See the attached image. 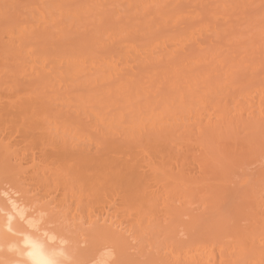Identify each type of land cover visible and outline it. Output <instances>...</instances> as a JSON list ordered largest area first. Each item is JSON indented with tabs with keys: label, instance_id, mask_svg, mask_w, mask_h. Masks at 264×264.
<instances>
[{
	"label": "bare ground",
	"instance_id": "obj_1",
	"mask_svg": "<svg viewBox=\"0 0 264 264\" xmlns=\"http://www.w3.org/2000/svg\"><path fill=\"white\" fill-rule=\"evenodd\" d=\"M0 1H2V5L5 3L6 5L8 4V8L11 7L12 11L13 4L15 5V7L18 6V8L20 7L18 2L22 4L21 9H19V11L21 12H19L18 9L14 7V9H17L16 11L18 13H21L20 19L18 18L19 20H17L16 18L18 17V14H15V11L14 13L12 12L13 14L8 13V15V11L6 9V16L4 14V10L2 12V7L0 5V16H4V20L0 21V51H2L1 54L3 57L4 54H10V57H7V59L0 58V66L2 67V65L4 64V68L6 66L8 68H11H7V70L6 68L5 70L3 68L2 69L4 70V73L5 71H8L10 72L8 73L9 75H15L16 77L18 76L17 78L13 76V78H15V80L13 79V81L17 83L18 81H20V76L21 78L25 77L27 81H30L29 84H26L28 88L25 91H23V89L25 88L22 89L23 93L18 90L19 85L15 84V82L13 86L11 85L12 83L10 84L12 87L18 85L14 87L15 90L13 91L12 87L8 85L11 90V95L12 92H15L16 94L17 91H19V93L23 96L18 93L21 98L17 99L20 96L13 95L14 97L17 96L15 99L16 103L12 99V96L11 99H4L3 101H5L4 103L6 104V100H10V102L7 101L6 104L8 108L12 102H14L15 105L19 104V108L16 109L15 107H13L15 105H13L12 103L13 106L11 105V108H15L13 110L21 111L19 113L23 112L22 115L20 114L23 119L21 123L24 122L23 125L25 123L28 124V122H25L26 120L24 121V119H26L25 116L27 115V111L28 116L30 117V114L35 112V115L37 114V110L42 109V112H38L42 114L44 113L45 115L43 114V118H45H40V120H44L46 124L50 125H48V129H50L48 131H51V134H54L53 137L55 139H58L57 141L50 140L53 139V137L52 135L47 137L48 132H46L47 136L44 135L46 137V140L45 138H43V143L47 141L46 144H49V146L50 143L52 144L51 146H53L54 144L57 145L59 143L60 145H63L65 143L64 145L66 146V143H69L72 144L71 147H77L78 145L79 148L84 149L88 146L90 147L91 143L93 144V140H97L96 136V139H94V137L92 138L94 134V132L92 131L94 130H96L97 132V134L95 132L94 135H98L99 133L103 137H105V134L107 133L115 132L119 135L121 133V137L123 134V136L126 138L120 140V138L117 137L119 138V141H128L127 138H138V136L141 134V131L145 129H154V132L159 129V131L161 132L165 129V134H163L162 132L161 134L153 135L152 138L154 139L165 137V140L162 143L163 146L172 144L173 146H176V148H179H177L178 151H181L183 149L185 155H187V153L189 152V149L192 147L191 145L196 146L197 153L195 152V154H192L189 160L192 162L190 165L197 166L198 171H195L196 168H192V170H194L193 172H199L195 175L194 173H192V175L190 174L191 176H189V174L186 175L191 179L185 177L184 175H181L180 172L177 171L178 168L179 170L181 169L178 157V163L175 160L178 166L176 167V171L179 172V175L181 176H179L177 173L175 177H172V172L167 169L165 164L163 163H160L159 165H152V167H150V171L152 170L153 174H151L154 179L156 178L157 181L159 180L163 183V185L161 183L162 188L161 186L160 189L155 188V191L153 190L154 192H152V189L149 190L151 192L145 190V192L151 194L148 195L146 193L144 194V190H142L145 188L141 189L136 185L137 188H139L137 189L139 192L143 191V193L141 192V195L143 194V196H146L147 198L143 197V200H140L138 198L140 200V203H138V205H136L135 203V207H131V205L129 206V204L125 202L118 203L116 207L114 206V211H112V208L110 209L112 211L111 213L109 212L110 210H108V208L104 207V203H99V195L101 194L99 193L97 186H91L97 185V183L91 185L89 184L88 186H90L91 190L95 189V192L98 191L99 194L96 193V195L99 198V201L97 200V197L96 201L95 198L92 197H95V192H92V195V193H89L90 191L87 192L88 190H84V192L86 193L82 195V187H79V189L75 188L76 190H73L72 193L68 192L70 195L69 198L72 197L74 199V197L77 196V201L75 202V204H81L83 202V199H86L88 197V193L90 196L92 195L91 197L93 199H91V197H88V200H86L84 204H89L90 202L92 204L90 203L91 205H86L82 209H80L79 206L74 205V207L76 208H74L75 210L72 209L71 211H67V208H65L66 205L64 204L65 206L63 207L65 208L64 210H66L65 213L63 212L64 210H61L62 208H59L66 200V197H64L65 195H63V199H60L61 201H59V205H53L54 207L49 206V202L39 203L38 200H34L35 202H37V205L34 204V208L33 205L30 204L32 205L31 208L34 209L31 212L27 207H24L25 209H23L25 203H23V205H20L22 201L18 203L20 201V196L18 197L12 195L21 190L20 188H18V191L14 189V192L12 191V193L10 194V189L8 190V193L4 191L5 198L3 197V200L5 201L7 207H3L4 205H2L0 202V264H42L43 261L47 260L55 261V264H65L63 258H68L66 257V250L72 248L70 249L71 251L73 250V248H75V242L73 241L74 237L71 238V244L74 247H69V244H67V246L69 245L68 249L67 247L66 249L64 247L67 240L65 235L69 232L68 228L70 227L73 228L71 231L72 234L74 233V235L79 237V239L80 237L82 238L80 239V241L86 240L85 243L90 244L89 246L86 245L89 247V252L88 250L87 252L83 251V255H80L82 252H78L81 247L77 246L79 247L77 252H75V249L73 250L75 254H79L78 256H84V253L86 254V257L84 256L82 260L80 259L81 257H77L78 261H81L80 263H82L83 261V263L85 264H264V223L260 222L261 218L260 220L257 219L255 223L253 222V220L256 219L251 218L255 214L249 215L250 219L248 217H245L246 219L248 218L249 221L251 220V222L254 223L252 224L249 222L253 227L251 228V225L249 226L251 230L248 229L249 233L247 234L246 230V233L243 229L242 231H240L241 226H239V224H243L244 221L242 220L243 223H241L242 221H240V223L238 222L239 224L237 226H239L240 228L236 229L235 224H237L236 222L239 220L231 217H234L233 214L235 213L237 214L235 215V217H238L239 219V212H241L242 214H246L245 212H243L244 210H246V208L244 207L245 209L243 210L242 205H253L254 200H246V198L256 199V192L259 188L260 191L258 193L263 197L259 196L258 198H264V174H255L250 176L249 172H246L248 171L246 169L249 168L250 162L256 163V159H258V156L260 155L262 159L264 158V156L262 157V155L264 154V45L262 44L264 42V0ZM7 6L5 7L7 8ZM12 15H14V18L11 19V17H13ZM9 17L10 20H8ZM74 26L77 31H81L77 32L81 35L79 34L78 36V34H72L74 33V30L71 31V28L74 29ZM67 31H71V37L70 35H68L69 33ZM49 33H52L53 37L50 34L51 38L50 40H47ZM64 35L66 36V38ZM74 36L75 39H72L74 38ZM46 43L50 46V50H48ZM260 47L263 48V51H261L262 49ZM253 48L254 50L257 48L258 53H256ZM3 51L8 53H4ZM256 54H260V56H257ZM178 58H181V60H179ZM189 58L192 59L190 60ZM175 60L177 61L175 62ZM184 60L186 61V63ZM172 61L175 62L177 66H179V63L181 66L184 61V63L189 65V67L191 68H188L187 70V67H185V65L184 68H186V70H183V74L180 73L182 72L183 68H181V70H178L177 68H175L177 67L175 63H172L174 67H167L162 63H170ZM136 62L145 63L146 65L150 63L152 65V62H158L154 64L155 68H158L156 64L160 65V63H162L161 67L163 68L164 66L163 69L160 67L159 69H155L152 65V67L154 68L152 72L155 77L164 78V80H162V78H156V80H158L157 82H159V80L161 82H165L166 80V82L164 84L159 82L161 83V85L159 83L157 85L156 83V86L155 83L144 77V75L147 74V70L143 68L142 64H140L139 66V64ZM132 63H136V65L140 67V69L142 66V69L140 70L142 76L138 75L139 77H144L145 82H142L144 80L140 79L142 86L137 84L134 80L135 71H133L134 74L132 73V71L131 73H129L127 68L124 71V68L126 67L125 65L131 67ZM119 64H124V68L122 67V72L119 70L121 68ZM191 65H193V67ZM195 66L196 68H194ZM166 68L168 69L165 70ZM137 69L139 71V68ZM170 69L174 71L177 70V73L172 71V74H170ZM3 70L1 74L3 73ZM162 70H165L164 73L161 72ZM119 71L123 74L120 75ZM84 73H86V77L84 76ZM158 73H162V76ZM8 74L6 73L5 75L7 76ZM87 74H90V76H87ZM113 74L118 75L116 76ZM127 74H132L133 80L131 79L130 75L129 78ZM80 75L82 78H79ZM112 75L116 76L117 80L121 79V81L129 84L128 87H126L127 85H124L125 83L122 82H120V84H122L123 86H120L114 79L110 78L112 77ZM173 76H175V79L173 78ZM126 78L131 79L133 83L131 80L130 82ZM3 79H0V81H3ZM16 79H18V81H16ZM105 79L111 80H108L110 82L107 83L108 81L106 82ZM167 79H169V81ZM26 80L25 82H27ZM176 80L180 81L177 82ZM147 81H149V86L143 85V83L146 84ZM97 82H99V85L97 84ZM113 82L116 83L117 86ZM94 83H96L97 86L94 85ZM102 83L103 86H105V89H103L101 85ZM105 83L107 87L106 85H104ZM133 84L134 86H132ZM100 85L102 87V90H100ZM135 85L137 88H139L137 90V93L140 91L139 94L136 93L135 89L137 88H134ZM151 85L152 87H154L151 90H154L155 87L158 88L159 85L161 86L162 90H160L161 88L159 87L158 90L155 89V91H153L152 93L147 92L146 89L148 90V87L152 88ZM124 86L127 88V94L124 93L126 92V88L124 89ZM166 86H168V88ZM3 87H5V85L2 86L1 89ZM9 87L6 86L5 88L9 89ZM19 87L21 88V86ZM75 87H82L88 90H86L85 94H82V92H73ZM120 87H123L122 89L124 91L122 90V93L120 92ZM165 87L166 89H164ZM41 88L44 89L43 92L46 91L47 93H40H43L47 96L50 95L48 97L49 99L47 98L45 99V101L46 103L48 102L49 105H53L54 109H56L53 113L51 112L53 110L51 106L50 107L52 109L49 108L51 109V113H49L48 104L47 107L45 103L42 104L43 98L38 95ZM112 88L117 89V91H114ZM141 89L143 90V96H141L140 98V94L142 95ZM108 90H113V92L111 91V93H108V95L110 94V98L112 97L111 100L116 97L119 98V100L116 98L115 100H113L114 102H112L109 96H106V91ZM118 91L120 92V94L119 96L115 97V95L119 93ZM28 92H30L31 94H29ZM10 93L8 92L9 95ZM24 93L29 95L25 96ZM144 93H149V98L148 95L145 96L148 99L152 98V100L148 101L147 99H145L146 97L144 98ZM32 94L35 95V98ZM122 94L126 95L124 96L125 100L123 99L124 102L127 101V104L125 103V107L120 106V104H117L116 101L122 100L123 96L120 98V95ZM128 94L131 95L129 96ZM134 94H137V98L139 99V101L141 99L139 103L136 102L137 104H135V101H133V99H136V101H138L136 95ZM131 96L132 100L129 99L131 98ZM2 97L3 96H1V98ZM39 97L42 99L41 102V99ZM125 97H129L128 100H126L127 98ZM31 98L34 99V101L31 100ZM22 99L28 100L24 101L25 103H23ZM129 100L133 101L135 105L130 106ZM124 102H122L123 106ZM4 103L2 104L1 102L2 105H0V107L4 106L2 110L5 111ZM11 108L9 109L11 110ZM203 111L205 114H203ZM40 113L39 115L37 114L38 116H36V120H38L39 117H42ZM2 116L3 115H0L1 122L3 121V119H1ZM8 118L9 117H7L6 119L8 120ZM79 119H81L80 122L82 121V119H84V122L80 123ZM32 120L34 121V118ZM9 121H3L5 122V124H7L8 122L7 126L5 125L6 128L4 125H2L7 130L9 125L10 130L11 125L12 127L14 125V123L11 124ZM3 122L1 124H4ZM21 123H19L18 125H20ZM41 123L42 122L40 121V123L38 122L37 125ZM82 123L83 125L85 123V125L89 124L88 126L90 127L86 128L84 125V128H82ZM26 124L24 125L25 127L22 124V126L20 127L15 124L14 127H18V129L22 127L21 129L27 128L29 130L31 126H36L35 123H31L32 125L28 124L31 125L28 127ZM41 125H39V127H42L41 130L45 131L44 126L47 127V125ZM14 127L12 131L17 129ZM39 127L36 126L35 128H38V130H40ZM89 128L91 129V133H89ZM18 129L16 130L17 132ZM2 130L4 131V129ZM2 130L0 132L3 135ZM10 130L9 136L10 132H12ZM142 132L144 133V131ZM135 133H137V136H135ZM1 134L0 136H2ZM25 134L26 133L24 132L23 135L27 136V134ZM29 136H27V138ZM41 137H43L42 131ZM1 138L0 148L2 149L1 152L3 151L2 154H7L8 156L11 155L12 157V154H14L16 150L12 149L13 146L8 140L5 141L3 138ZM105 138L103 140L104 142L107 140V138ZM10 139L11 136L9 140ZM101 139H98L100 141V143H98L99 148L97 146L95 147V150L97 148H103L100 147L102 145L104 146V148L107 147V149L103 148V150L101 149V152L105 153L106 151L111 150L112 147H110L111 149H109L108 146H106L109 141H106L105 143L107 144L104 145L105 143L101 141ZM98 140L96 142H98ZM124 141L122 144L123 146L126 145ZM131 141L129 140L130 143H132ZM129 142L126 143L130 144ZM110 144L111 142L109 143V146ZM134 144L135 143L132 144L133 146L131 144L128 145V148L130 149L134 146L140 147L141 145L137 142V145ZM120 145L121 143L118 145V147ZM93 146L95 145H92L91 148ZM112 146H114V144H112ZM123 146H120V148L122 149ZM76 149L78 150V147ZM87 150L88 148L86 149V151ZM79 151H81V149ZM79 151L78 154L82 155L81 152L85 150H82L81 152ZM91 151L94 153L93 149H91ZM28 152L30 153V151ZM28 152L27 156L29 155ZM95 152L98 153V150H96ZM101 152L100 154H102ZM177 153L172 154L175 156ZM86 154L88 155V152ZM172 154L171 157L173 156ZM1 156L2 155H0V158H2ZM8 156L7 159H9ZM18 159L21 160V158ZM262 159L259 158L260 161ZM171 161L173 162V160ZM263 161L264 160H262L261 162ZM130 163L132 164V162ZM258 163L260 164L259 161ZM126 164H128V162ZM69 166L67 165V167ZM113 166L115 169L116 165ZM134 166L138 167L139 165L135 164ZM20 167L21 165L19 166V168ZM2 168H4V165L2 166ZM22 168L23 167H21V169ZM39 169L40 168H38V170ZM120 169H122V167ZM101 170L99 171L101 172ZM257 170L262 172L261 168ZM2 171H6V169H2ZM51 171L48 172L45 170L46 177L43 176L45 174L44 170L41 171L43 172V174L38 173L37 176L41 175L43 176V178H47L52 175L53 172ZM99 171L97 172L98 174ZM116 171L120 172L121 170L119 171L118 169ZM7 172L8 171H6V173ZM33 172L35 173V171ZM47 172H51V174L49 175ZM96 172H92L94 173L92 175L96 176ZM132 172L134 173L133 170ZM105 173L107 174L106 171ZM109 173L111 172H108V177ZM58 174H56L55 172V174L52 175L53 177L51 178V180L54 179V181L57 180L58 182V179L56 177L54 178V175ZM66 174H69L68 181L71 182L72 180H70V174L73 173L67 172ZM6 175L7 174L1 177L5 178ZM7 176V178L11 177H9V175ZM32 176H30V179L31 177L33 179L36 178V174ZM252 176L256 177L252 178ZM101 177L103 178V176H100L99 178ZM7 178H5V180ZM11 178H13V176ZM106 178L107 177L100 179L99 182L96 178L98 186H102L103 183L101 182V180H108ZM1 179L3 180V178H0V181ZM48 179H44L45 183L48 182ZM5 180L2 182H5ZM14 180L15 179H13V181ZM85 180L87 181L89 179ZM90 180H92V178ZM109 180L110 183H108L107 181V185L111 186L113 184V188H115V186L118 189H121V187L123 188L122 185L120 187V184H115L116 182L114 181V183L111 184V180L114 179L109 178ZM10 181L12 182V180ZM193 181L194 184L195 182H199L197 184H199L201 187L207 185L209 187V185L211 184L214 187L206 190H204L205 188L202 187L204 191L201 192L199 190V186L197 190H199L200 194L203 195L201 197L203 201L202 206L200 200L198 199V192H196L198 194L196 198L198 199L201 208H203L200 210L202 216L198 217L200 213L197 214L191 208L195 216L193 217V213L189 215V213H191L192 211H185L189 215L187 217L186 213H184L185 217H187L185 218L184 215L180 214L181 209H184V207L189 208L190 205H195V201V203H197V199H194V195H196V193H191V191L195 192V186H197V184H195V186L191 184V182ZM11 182L8 181V184ZM16 182L13 183V186ZM63 182L64 181H62L61 183ZM167 182H169L170 184H168ZM58 183L60 184V182ZM72 183H74V181ZM231 183L234 186L226 188L227 184ZM234 183H239V185H241L240 190H238L240 186H237L238 184L235 185ZM68 184L69 183H67V185ZM79 184H77V187L81 186ZM16 185L17 184H15L14 187H16ZM190 185L193 186L192 190ZM0 186L2 185L0 184ZM104 186L102 188H106ZM235 186L238 187L236 190ZM242 186L244 187L242 188ZM26 188H28V185H26ZM86 188L88 187L86 186L85 189ZM108 188L111 189L110 187ZM125 188H128V186H126ZM3 189L5 190L4 187ZM70 189L73 188L71 187ZM120 189H111L113 190L111 191L113 192L112 196L114 194L117 195V193H120V191H124V188L122 190ZM65 190L66 192L68 191L67 189H64V191ZM237 190L241 191V193H237V195L239 194L238 197H240L241 199L243 198V200L245 198V201L247 203H244V201L240 206L238 205L240 203L239 202L237 205H235L236 207H234L233 202L235 204V201H233L232 199L235 198V191ZM102 191L104 195V191L106 190L103 189ZM114 191H116L117 193H114ZM125 191L123 192V194L125 193ZM218 191H223V193L220 192L221 194L219 196L217 193ZM109 192L107 191V193L111 197ZM132 192L133 191L131 190V195ZM0 193H2L3 195V191H0ZM128 193L129 192L125 193V195L129 197L130 194L127 195ZM210 193L213 199H208L207 194L210 195ZM85 194L87 196L83 198ZM137 194L140 197V194L138 192ZM137 194L136 196L138 197ZM104 196L102 198H104ZM109 196L108 199L111 200L112 197L109 198ZM137 197L135 198L137 199ZM106 198L107 196L105 197V199H103L104 201L102 200L101 202H105ZM90 199L92 201H90ZM114 199L111 200V203L114 202ZM123 199L125 201V197H123ZM236 199L238 198L236 197ZM241 199L240 201H242ZM21 200L26 199L22 198ZM188 200H193V203L192 201L189 202ZM229 200L232 201V208H230L231 206H228L227 208H229L230 210H228V213H226V210L224 209L226 208V202H228ZM93 201L95 204L97 201L98 202L95 205L93 204ZM106 201L108 202L109 200ZM127 201H129V203L132 202L130 200ZM174 201H177V204H175ZM250 201H252L253 203H250ZM72 202L70 201L69 203ZM107 202H105V206L108 205L109 202ZM119 202H121V200ZM259 202L261 201L259 200ZM111 203L109 204V207ZM185 203L188 205L185 206ZM231 203L228 204L231 205ZM257 205L255 208H257ZM26 209L28 210V212L30 211V213H26ZM198 209L197 212H199ZM231 209L239 212H234V210ZM258 209L255 211H258ZM262 209L263 208H261V210ZM35 211L39 213V215H37L39 216V219L33 218V220L31 214H35ZM46 211L47 213H50V219L53 218L52 220H54V222L51 220V223H54L56 225V223L58 222V225L54 228H59L60 225V227H63L62 229H58V231L54 229L56 232L52 230L47 231L49 226H45L49 224L48 222H50L49 217V221L46 220V225H42L43 221L46 219L44 217L45 215L42 216L45 218L43 221L42 219H40L42 218L40 216ZM229 213L233 214L229 216ZM248 213L246 215H248ZM242 214L240 218H244ZM262 214L264 215V213ZM257 216L254 217L257 218ZM9 217H11V220H9ZM231 219L235 220L233 225V227L235 228L233 230L231 229L233 228L231 226ZM15 220H18V222ZM38 220L42 221V223H40ZM19 221L22 223H20ZM246 222L248 223V220ZM51 223L49 224L50 226ZM245 226H247L246 223ZM135 227L140 229V234L138 235V233L134 231L135 234H133L134 236L130 239H132L134 243V241L139 236L138 239H140V242L143 244L139 243L141 245L138 247H140L139 250L141 255H145L143 261L142 259L139 261L138 258H134L137 261H129L130 259L125 252V247L129 248V244H127V242L123 240L128 239L131 236L132 230ZM9 228H11V231H9ZM37 231L40 232L41 235L37 233ZM84 233L88 236V240L87 237H84ZM180 233H183L185 237H181ZM67 236L68 238H70L69 234ZM54 244L58 246L54 247ZM107 249H110V253L104 252ZM131 249L133 248L131 247ZM73 252H71V254ZM127 252H129V249ZM74 253L73 255L69 256H72V258H74ZM87 253H91L89 256H92L94 254L95 257L92 256L90 259H88ZM112 254L116 257L113 258V260L111 259L112 262H108L107 260H110V255ZM84 258H87V262H85L86 260H84ZM76 260L77 259H75L74 261ZM68 261L67 263H69Z\"/></svg>",
	"mask_w": 264,
	"mask_h": 264
},
{
	"label": "rangeland",
	"instance_id": "obj_2",
	"mask_svg": "<svg viewBox=\"0 0 264 264\" xmlns=\"http://www.w3.org/2000/svg\"><path fill=\"white\" fill-rule=\"evenodd\" d=\"M3 3H4V1H3ZM15 3V2H14ZM19 3V5H20V7L18 8V6L17 7H15V5L13 6L12 4H10V5H12V7H13V11H12V8L10 7V8H8V4L6 5V3L5 4H3L2 5V1H0V5H1V9H2V12H3V10H4V14L7 16V14L8 13H11V14H13L14 13V11H15V14L17 13L18 14V17H16L17 18V20H19L20 19V15H21V13H18L16 10L18 9V11H19V9H21V3L20 2H18ZM17 3V4H18ZM5 6H7V8L5 7ZM14 7L15 8H17V9H14ZM6 9H7V14H6ZM10 9H11V11H10ZM10 11V12H9ZM13 12V13H12ZM19 12H21V11H19ZM3 14V15H4ZM10 14V15H11ZM9 15V14H8ZM13 17H11V19L12 18H14V15H12ZM7 18V17H6ZM19 18V19H18ZM1 20H4V16H0V21ZM7 20V19H6ZM8 20H10V17L8 18ZM15 21H16V19H15ZM74 29H72L71 28V31L72 30H74L73 32L74 33H72L73 35L74 34H78L77 32H79L80 30H76V28H75V26L73 27ZM71 31H67L69 34L68 35H70V37H71ZM67 32H66V35H67ZM76 32V33H75ZM81 32V31H80ZM50 34L52 35V33H49L48 34V38H47V40H50V38H51V36H50ZM80 34V33H79ZM79 34H78V36H79ZM83 34V33H82ZM72 35V36H73ZM81 35V34H80ZM65 36V35H64ZM77 36V35H76ZM52 37H53V35H52ZM65 38H66V36H65ZM78 38V37H77ZM72 39H75V36H74V38H72ZM46 41V40H45ZM51 42V41H50ZM49 43V42H48ZM250 43V42H249ZM50 44V43H49ZM245 44V43H244ZM247 44H248V42H247ZM263 45H264V42L262 43ZM51 45V44H50ZM53 45H54V43H53ZM263 45H260V46H263ZM46 46L48 47V50H50L51 48H50V46L46 43ZM248 46V45H247ZM53 47H55V46H53ZM261 48V47H260ZM53 49V48H52ZM244 49H247V48H244ZM244 49H241V50H244ZM257 49V48H256ZM254 50V48H253V50L254 51H256V53H258V49L257 50ZM262 50L261 51H263V48H261ZM252 50V51H253ZM1 52L2 51H0V58H2V59H4V58H6L7 59V57H10V54H4V57L2 56V54H1ZM4 53H8V52H5V51H3ZM255 54V53H254ZM257 56L259 55L260 56V54H256ZM255 56V55H254ZM179 60H181V58H178ZM177 59V60H178ZM190 59V58H189ZM192 59V58H191ZM190 59V60H191ZM177 60H175V62L177 61ZM188 60V59H187ZM155 61V60H154ZM174 61V60H173ZM170 62V63H167V62H162L164 65H166L167 67H172L173 66V64L172 63H175V62ZM185 61V60H184ZM184 61H183V65L181 64V66H180V63H179V66H177L176 65V63H175V65L177 66V67H175V68H177L178 70H181V68H183L182 69V72H180V73H183V70H186V68H184V66L185 67H187V70H188V68L190 69L191 67H189V65H187V64H185L186 63V61H185V63H184ZM178 62H180V61H178ZM177 62V63H178ZM182 62V61H181ZM136 63H138L139 64V66H140V64H142L143 65V68H145L147 71V74L146 75H144V77L145 78H147L148 80H150L151 82H153V83H155V85H156V83H157V85H158V83L159 82H161L160 80H159V82H157L158 80H156V78H158V77H155V75L153 74V69L155 68V66H154V64L155 63H158V62H155V63H153L152 62V65H153V67H152V65H151V63L150 64H145V63H140V62H136ZM136 63H132L131 64V67H129L128 65H125L126 67L124 68V64H119L120 66H121V68L119 69L121 72H122V70H123V68H124V71L126 70V68H127V70H128V72L129 73H131V71H132V73L134 74V72L133 71H135V75H134V80H135V82L137 83V84H139V85H141L142 86V84H141V80L140 79H143L144 80V77L142 78V77H139L138 75H140V76H142L141 75V69H142V66H141V69H140V67H138L137 65H136ZM162 63H160V65H158V64H156L157 65V67L158 68H155V69H159V67L160 68H162L161 66H162ZM195 63V62H194ZM194 63H193V65H194ZM169 64V65H168ZM1 65H2V63H1ZM4 65V64H3ZM2 65V67L0 68V76H1V78L0 79H3V77H4V79H3V81H0L1 83H0V93H1V95H0V101L2 102V104L5 102V101H3L4 99H11V96H12V99L15 101V99H16V97L17 96H20V95H22V94H20L19 93V91H21V93H23L22 92V89L23 88H25V89H23V91H25L27 88H28V86L26 85L27 83L29 84V80L27 81L26 80V78L25 77H22L21 78V76H20V81H21V79H22V81L21 82H23V83H21L20 81H18V79H16V81H18V83L17 82H15V81H13V79L15 80V78H13V76H15V75H9L8 73H10V72H6L5 71V73H4V70H5V68H6V70H7V66L4 68V66ZM193 65H191L192 67H193ZM198 65V64H197ZM137 66V67H136ZM183 66V67H182ZM200 66V65H199ZM123 67V68H122ZM174 67V66H173ZM4 70H3V69ZM134 68H135V70H134ZM137 68H139V71H140V73H139V71H138V69ZM163 68H164V66H163ZM162 68V69H163ZM194 68H196V66L194 67ZM8 69H11V68H8ZM137 69V70H136ZM144 69V70H145ZM168 68H166L165 70H167ZM2 70H3V73L1 74V72H2ZM143 70V71H144ZM164 70V71H165ZM193 70V69H192ZM119 71V72H120ZM123 71V72H124ZM142 71V72H143ZM158 71V70H157ZM157 71H155V72H157ZM164 71L162 70L161 72L162 73H164ZM170 71H171V73L170 74H172V71H174V70H172V69H170ZM177 70H175L174 72L175 73H177L176 72ZM194 71H196V70H194ZM84 72V71H83ZM119 73L120 75L121 74H123V73ZM160 72V71H159ZM190 72H191V70H190ZM8 74L7 76L5 75V74ZM127 73V72H126ZM162 73H158L159 75L161 74V76H162ZM186 73V72H185ZM85 75V77H86V73H84ZM143 74V73H142ZM179 74V73H178ZM184 74V73H183ZM94 75V74H93ZM113 75H116V74H113ZM112 75V77H110L111 79H114L115 81H116V83H118L120 86L122 85V84H120V82H122V83H125L124 81H121V79L120 80H117V78H116V76L118 75H116V76H113ZM130 75V74H129ZM129 75L127 74V76L129 77ZM164 75V74H163ZM87 76H90V74H87ZM95 76V75H94ZM126 76V77H127ZM133 75L131 74L130 75V77H131V79L133 80V77H132ZM165 76V75H164ZM167 76V75H166ZM176 76H177V74H176ZM179 76H181V75H179ZM16 77V76H15ZM18 77V76H17ZM16 77V78H17ZM81 77V75L79 76V78ZM82 77H83V74H82ZM81 77V78H82ZM116 79H115V78ZM129 77V78H130ZM168 77V76H167ZM6 78H7V80H6ZM10 78H11V80H10ZM24 78V79H23ZM121 78V77H120ZM122 78H123V75H122ZM162 78V80H164V78L163 77H160V78H158V79H161ZM170 78H172V77H170ZM173 78L175 79V76H173ZM34 79V78H33ZM111 79H105L106 80V82L108 81V80H111ZM124 79H125V75H124ZM127 80H131V79H128V78H126ZM146 79V80H147ZM173 79V80H174ZM24 80V81H23ZM25 80L27 81V82H25ZM131 80V81H132ZM168 81H169V79H167ZM170 80H172V79H170ZM6 81H8V82H6ZM130 81V82H131ZM177 82H179L178 80H176ZM14 82H15V84H18L19 86H21V88L18 86V85H16V86H18V90L19 91H17V93L15 94V92H12V95H11V93H10V87H12L13 85H14ZM100 82V81H99ZM99 82H97V84L99 85ZM102 82H105V81H102ZM110 81H108L107 83H109ZM142 82H145V80L144 81H142ZM148 82L149 81H147V83L145 84V83H143V85H148ZM165 82H166V80H165ZM165 82H161V83H165ZM12 83V84H11ZM101 83V82H100ZM114 83V82H113ZM116 83H114L115 85H116ZM132 83H133V81H132ZM161 83H159L160 85H161ZM5 85V87L7 86V87H9L8 85H10V87H9V89L8 88H5V87H3L2 89H1V87L2 86H4ZM97 84L96 83H94V85H96L97 86ZM151 84V83H150ZM167 84V83H166ZM102 85V87H103V89H105L104 87L105 86H103V83L101 84ZM101 85L99 86V87H101ZM104 85H106V83L104 84ZM109 85V84H108ZM124 85H127L126 87H128V85L129 84H124ZM139 85H137V86H139ZM156 85V86H157ZM158 86V88L157 87H155V89L156 90H158L159 89V87L161 88V86ZM168 85V84H167ZM16 86H14V87H16ZM23 86V87H22ZM27 86V87H26ZM117 86V85H116ZM116 86H115V88H116ZM123 86V85H122ZM132 86H134V84L132 85ZM149 86V85H148ZM14 87H12V91L13 90H15L14 89ZM92 87H93V84H92ZM95 87V86H94ZM102 87L100 88V90H102ZM106 87H107V85H106ZM125 86H124V89L126 88ZM151 87H152V85H151ZM162 87H163V85H162ZM167 88H168V86H166ZM166 87L164 88V89H166ZM87 88H89V87H87ZM97 88V87H96ZM115 88H112L114 91H117V89H115ZM121 88V87H120ZM123 88V87H122ZM121 88V90H120V92L123 90ZM134 88H137L136 87V85H135V87ZM154 87H152V88H149L148 87V90L146 89V88H142V89H146V91L147 92H153V91H155V89L154 90H151V89H153ZM21 89V90H20ZM108 89H109V87H108ZM129 89H130V87H129ZM139 88H137V89H135L136 90V93H137V90H138ZM141 89V90H142ZM149 89H150V91H149ZM8 90V91H7ZM16 90H17V88H16ZM43 88H41L40 89V91H39V93L40 92H43ZM86 90H88V89H85V88H82V87H75L74 88V91L73 92H82V94H85L86 93ZM92 90V89H91ZM113 90H111L112 92H113ZM119 90V89H118ZM160 90H162V88L160 89ZM159 90V91H160ZM170 90V89H169ZM6 91H7V94H6ZM111 91H106L107 93H106V96L108 97L109 95H108V93H111ZM124 91V90H123ZM8 92L10 93V95L8 94ZM44 92H46V91H44ZM43 92V93H44ZM88 92V91H87ZM119 92V91H118ZM120 92L119 93H117L116 95H115V97L116 96H119V94H120ZM127 88H126V92H124L125 94H127ZM167 92H172V91H167ZM20 95H19V94ZM26 93V92H25ZM24 93V94H25ZM29 94H31L30 92H28ZM33 93V92H32ZM38 93V95L40 96V97H42L43 98V101H42V99L40 100V102L42 101L43 103L42 104H46V107H47V104H48V102L46 103V101H45V99H47L50 95H45V94H43V93H40L39 94ZM47 93V92H46ZM122 93V92H121ZM123 93V94H124ZM140 93V91L137 93V94H139ZM150 93V94H151ZM29 94H25V96L26 95H29ZM115 94V93H114ZM120 95V98L123 96V98H122V100L121 101H118L119 100V98H117L118 100H116L117 101V104H120V106H122V107H125V103L127 102H124L123 101V99H124V96H126V95ZM137 94H134V95H136V98H137ZM149 93H144V98L146 97L145 95H148ZM13 95H17L16 97H14ZM32 95H34V94H32ZM129 96L131 95V94H128ZM127 95V96H128ZM133 95V96H134ZM1 96H3L2 98H1ZM6 96V97H5ZM23 96V95H22ZM45 96H46V98H45ZM112 96V95H111ZM141 96H143V90H142V95L140 94V98H141ZM103 97H105V96H103ZM106 97V98H107ZM113 97H114V95H113ZM21 98V96L20 97H18L17 99H20ZM34 98H35V95H34ZM106 98H104V99H106ZM109 98H110V96H109ZM112 98V97H111ZM111 98H110V100H111ZM116 98H113L111 101L112 102H114L113 100H115ZM125 98H127V97H125ZM129 98V97H128ZM128 98L126 99V100H128ZM148 98H149V95H148ZM147 97L145 98V99H147L148 101L149 100H152V98L151 99H148ZM24 99H25V97H24ZM49 99V98H48ZM129 99H131L132 100V96H131V98H129ZM143 99V98H142ZM144 99V100H145ZM23 100V99H22ZM26 100H28V99H26ZM26 100H23V103H25L24 101H26ZM30 100V99H29ZM31 100H33L34 101V99H32L31 98ZM125 100V99H124ZM131 100H129L130 101V106H133V105H135V104H137L136 102H140L141 101V99H140V101H139V99L137 98V100L138 101H136V99H133V101H135V104H134V102L133 101H131ZM7 101H9L10 102V100H6V104H7ZM18 101V100H17ZM48 101V100H47ZM116 101H115V103H116ZM143 101V100H142ZM1 102H0V105H2L1 104ZM8 102V103H9ZM19 102H20V100H19ZM118 102H120V103H118ZM122 102H124V106H123V103ZM132 102H133V104H132ZM13 103V105H15L14 104V102H12ZM12 103L9 105V108H11L13 105H12ZM15 103H16V101H15ZM18 103V102H17ZM31 103V102H30ZM29 103V104H30ZM5 103H4V105H5V111L4 110H2L3 109V107H0V115H3L2 117H1V119H3V121H9L11 124H13L14 123V125L15 124H19V123H21V121H23V119H22V117H21V115L23 114V112L22 113H19V112H21V111H17V110H13V109H17V108H19V104H16L15 106H13V107H15V108H11V110L7 107V105H6ZM21 104V103H20ZM122 104V105H121ZM127 104V103H126ZM12 105V106H11ZM16 106H18V107H16ZM48 110H49V113H53L56 109H54V107H53V105L51 106V105H49L48 104ZM53 108V110L51 111V107ZM127 106V105H126ZM8 108V110H7V108ZM49 108H51V109H49ZM20 110V109H19ZM15 111H17V112H15ZM38 111H40V112H42V109H40V110H37V114L39 115V113L40 112H38ZM51 111V112H50ZM30 112V111H29ZM27 113V115L25 116L26 117V119H24V121L25 122H28V124H36V126H38L39 127V125H41L42 123V125L41 126H43V125H47V127H45L44 126V129H45V131H43V130H41L42 129V127H39L40 128V130L42 131V134H43V137H41V131L40 130H38V128L36 129L35 127L36 126H31V125H28V124H26L27 125V127L28 126H31L30 128H29V130L27 129V128H23V129H21V128H19L18 129V127H14V125H13V127L14 128H17L18 129V132L16 131L17 129H15V130H13L12 131V129H13V127H12V125H11V130H10V125H9V127H8V130L7 129H5L6 128V126H7V124H8V122H7V124H5V122H3L4 124H1L2 122H1V120H0V131L2 130V129H4V131L2 130V133H3V135L1 134V132H0V134L3 136H0V138L2 137L5 141L6 140H8L9 142H10V144L13 146L12 147V149H15L16 151H15V153L14 154H12V157H11V155H7V154H2L3 153V151L1 152V148H0V155H2L1 157L2 158H0V168H2V166L4 165V168H2L3 170L4 169H6V171H8L7 173H6V171H2V169H0L1 170V172H0V178H3V180L1 179V181L0 182H2V181H4L5 180V178H7L8 176L7 175H9V177L11 176H13V178H7V179H9V180H5V182H2V183H0L2 186H0L1 188H0V191H3V195H2V193H0V202H1V204L2 205H4L3 207H7L6 206V203H5V201L3 200V197L5 198V195H4V191L5 192H7L8 193V190L10 189V191H9V194L10 193H12V191L14 192V189L15 190H19L18 188H20L21 190H19L17 193H14V194H12V195H14V196H20V198H19V202L18 203H20L21 201V203H20V205H23V203H25L24 204V206H23V209H25L26 207L28 208V210L30 209V211L32 212L34 209L33 208H31V206L33 205V207L35 208V206H34V204H36L37 205V202H35V201H37L38 200V202L40 203V202H49V203H47V204H49V206H52V207H54V206H56V204L57 205H59L58 203H59V201H61L60 199L62 198L63 199V195H65L64 197H66V200H65V202L63 203V205H61L59 208H62L61 210H64L65 208H67L66 210L67 211H71L72 209L73 210H75L74 208H76V207H74V205H76V206H79L80 207V209H82V208H84L86 205H91L90 203L89 204H84V202H86V200H88L87 198L88 197H91L92 195H93V193L95 192V189L93 190H91L90 189V186H88L89 184L91 185V184H96L97 183V185H91V186H97V189L99 190V193L101 194V195H99L100 197V202L99 203H104V207H106V208H108V210H110L111 208H112V211H114L115 210V207L118 205V203H128L129 204V206L131 205V207L133 206V207H135L136 205H138V203H140L139 201L140 200H143L144 198H147L146 196L144 197L143 196V194L141 195V192L143 193V191H138L137 189H139V188H145V189H142V190H144V194L146 193V194H148V195H151V194H149V193H147V192H145V190H150V189H152V192H154L155 191V188H157V189H160V186H161V183L162 182H160L159 180L157 181V179L155 178H153V176H152V174H153V172H152V170L150 171V167H152V165H159L160 163H163V164H165V166H166V168L167 169H169L171 172H172V177H175V175H177V173H178V175H179V172H180V174L181 175H184L185 177H187V178H190V177H188V176H186L187 174H189V176H191L192 175V173H194L193 171L194 170H192V168L193 169H195L196 168V170L195 171H198L197 170V166H195V165H190L192 162L189 160L190 158H191V155L192 154H195V152H196V149H197V147L196 146H193V145H191L192 147L189 149V152L187 153V155H185V152L183 151V149L181 150V151H178L177 150V148H176V146H173L172 144H168V145H164L163 146V142H164V140H165V137H160V138H152V136L153 135H158V134H161L162 132H163V134H165V129L163 130V129H161V130H163V131H159V130H156L155 132H154V129H145L146 130V132H145V130H142V131H144V133L141 131V134L138 136V138L137 137H134V139L132 138V139H129V138H127L128 139V141H124L125 142V144L126 145H122L123 144V141H119V138H120V140H122V139H124V138H126V137H124L123 136V134H122V137H121V133H120V135L118 134V133H107L108 134V137H107V134H105L104 136L107 138V140L106 141H109V143L111 142V144H110V146H109V143L107 144V143H105L103 140H104V138L105 137H103L102 135H100L99 133H98V135L100 136H98V135H94L95 134V132H96V130H94V131H92V132H94V134H93V136H92V138L94 137V139H96V137H97V140L100 138H102L101 139V141H103L105 144L104 145H106V146H108V148L109 149H111L110 147H112V149L111 150H109V151H106L105 153H103V152H101L102 150H103V148H104V146L102 145V146H100V147H103V148H100V149H98L99 148V144L98 143H100V141L98 140V142H96V141H94L93 140V144L91 143V142H89V143H91V146L92 145H95V146H93L92 148H91V146L89 147H87L88 148V150L86 151V149L87 148H84V149H82V148H79V146L77 145V147H78V150L74 147V146H72L71 147V145L72 144H69V143H66V146L63 144V145H60V143L59 142H56V143H59V144H54L53 146H51L52 144L50 143V146H49V144H46L47 143V141H45V143H43V138H45V140H46V137L44 136V135H46L47 136V134H46V132H48V136L47 137H49V136H51L52 135V137H53V135L54 134H51V131H48V130H50V129H48V125L49 124H46L45 122H44V120H40V118L41 119H44L43 118V116L45 115L44 113V115L42 114V113H40V115L42 116V117H39L38 118V120H36L37 118H36V116H38L37 114H35L34 115V113H32L33 114V116H32V114H30L31 116L29 117L28 116V111L26 112ZM21 114V115H20ZM203 114H205L204 113V111H203ZM25 115V114H24ZM6 116V117H5ZM27 116H28V118H27ZM7 117H9L8 118V120L6 119ZM24 117V118H25ZM34 118V121L32 120ZM6 119V120H5ZM31 120H32V122H31ZM42 122L41 124H38L37 125V123L39 122L40 123V121ZM80 120L81 119H79V122H80ZM29 122H31V123H29ZM37 122V123H36ZM81 122H84V119H82V121ZM80 122V123H81ZM85 122H87V121H85ZM23 123L24 122H22L21 124L23 125ZM18 125L19 127L20 126H22V125ZM24 124V125H25ZM86 124V123H85ZM84 124V125H85ZM2 125H6L5 126V128L2 126ZM23 125V126H24ZM84 125H83V123L81 124V127L82 128H84ZM89 124H87V125H85V127L86 128H88V127H90V126H88ZM50 126V125H49ZM25 127V126H24ZM52 127V126H51ZM47 129V130H46ZM9 130L10 131H12V132H10V136H11V139L9 140V138H10V136H9ZM31 130V131H30ZM89 131L91 130L90 128L88 129ZM147 131H149V132H147ZM26 133L27 134V136H29L28 138H27V136H24L23 135V133ZM152 132H154V133H152ZM20 133H22V134H20ZM28 133H30V134H28ZM89 133H91V131L89 132ZM167 133H168V131H167ZM5 134V135H4ZM7 134V135H6ZM13 134V135H12ZM19 134V135H18ZM25 134V135H26ZM96 134H97V132H96ZM137 133H135V136H137L136 135ZM242 134V133H241ZM240 135V134H239ZM6 136H7V139H6ZM20 136V137H19ZM96 136V137H95ZM9 137V138H8ZM99 137V138H98ZM117 137H119V138H117ZM1 138V139H2ZM105 138V139H106ZM137 138V139H136ZM140 138V139H139ZM25 139V140H24ZM50 139V138H49ZM127 139H125V140H127ZM50 140H55V141H57L58 139H55L54 137H53V139H50ZM116 140V141H115ZM129 140L132 142V143H130L129 142ZM133 140H134V142H133ZM117 141H118V143H117ZM168 141V140H167ZM26 142V143H25ZM49 142V141H48ZM52 142V141H51ZM54 142V141H53ZM95 142V143H94ZM126 142H129L131 145L133 144V143H135L134 145H137L136 144V142L137 143H139V144H141L140 145V147H132V148H128L129 146L128 145H130V144H127ZM14 143V144H13ZM61 143H63V142H61ZM117 145H116V144ZM121 143V147L123 146V148L121 149L120 148V146L118 147V145ZM112 144H114V146H112ZM101 145V144H100ZM171 145V146H170ZM14 146H15V148H14ZM16 146H18V147H16ZM19 146H20V148H19ZM98 146V148L96 149V150H98V153H96L95 151V147H97ZM65 147V148H64ZM68 147H69V149L70 148H72V149H68ZM74 147V148H73ZM168 147H169V149H168ZM172 147V148H171ZM90 148V149H89ZM106 149H107V147H105ZM104 148V149H105ZM137 148H140V149H137ZM174 148V149H173ZM18 149V150H17ZM26 149H27V151H26ZM73 149H74V151H73ZM81 149V151L82 150H85V151H83L84 153H85V155H84V153L83 152H81V151H79ZM91 149H93V151H94V153L91 151ZM102 149V150H101ZM165 149V150H164ZM179 149V148H178ZM21 150V151H20ZM25 151V152H24ZM28 151H30V153L28 152ZM78 151L79 152H81L82 153V155H80V154H78ZM90 151V152H89ZM164 151V152H163ZM166 151V152H165ZM21 152V153H20ZM27 152L29 153V155L27 156ZM88 152V155L86 154ZM92 152V153H91ZM100 152L102 153V154H100ZM163 152V153H162ZM178 152V153H177ZM23 153H25V154H23ZM89 153H91V154H89ZM172 153H177L175 156L172 154ZM197 153V152H196ZM15 154H17V155H15ZM171 154L173 155L172 157H171ZM24 155H25V157H24ZM84 155V156H83ZM7 156L9 157V159H7ZM20 156H22V157H20ZM27 156V157H26ZM171 158H170V157ZM261 156V155H260ZM260 156H258V159H256V163L255 162H250V166H249V168L248 169H246V170H248V171H246L247 173L249 172V175L251 176V175H255V174H264V173H262V172H264V161L263 162H261L262 160H264V158L262 159ZM264 156V154L262 155V157ZM5 157V158H4ZM176 157V158H175ZM179 158V160H178V158ZM14 158V159H13ZM17 158V159H16ZM18 158H21V160L20 159H18ZM23 158V159H22ZM25 158V159H24ZM173 158V159H172ZM183 158V159H182ZM259 158L260 159H262L261 161L259 160ZM7 159V160H6ZM127 159V160H126ZM15 160V161H14ZM17 160V161H16ZM18 160H19V162H18ZM171 160H173V162L171 161ZM175 160L177 161H179V164H180V167H181V171L179 170V168H178V170H177V168L176 167H178L177 166V164H176V162H175ZM178 161H177V163H178ZM181 161H182V163H185V164H182L181 163ZM184 161V162H183ZM253 161H255V160H253ZM258 161L260 162V164L258 163ZM128 162V164H126ZM130 162H132V164L130 163ZM252 163V164H251ZM258 163V164H257ZM2 164V165H1ZM17 164H19V165H17ZM69 164H70V166H69ZM130 164H131V166H130ZM139 165L138 167L137 166H134V165ZM178 164V165H179ZM248 164V163H247ZM257 164V165H256ZM21 165V167H23L22 169H21V167L19 168V166ZM67 165L69 166V167H67ZM113 165H116L115 167V169H114V166ZM128 165H129V167H128ZM184 165V166H183ZM254 165V166H253ZM106 166H107V168L109 169V170H111V171H109L107 168H106ZM113 166V167H112ZM118 166V167H117ZM134 166V167H133ZM186 166H188V167H186ZM247 166V165H246ZM35 167V168H34ZM40 168L39 170H38V168ZM42 167V168H41ZM65 167V168H64ZM72 167V168H71ZM113 168V170H112V168ZM122 167V169H120ZM133 167V168H132ZM137 167V168H136ZM185 167V168H184ZM33 168H34V170H33ZM68 168H71V169H68ZM99 168H101V169H99ZM247 168V167H246ZM259 168H261V170H262V172H260L259 170H257V169H259ZM37 169V170H36ZM61 169V170H60ZM119 169V171L120 172H118V171H116V170H118ZM186 169V170H185ZM21 171V172H19V171ZM44 170V173H45V170L46 171H51V172H53L52 173V175L53 174H55V172H56V174H60V176H59V174L58 175H54V178L56 177L57 179H58V182H60V184H62V185H64V186H66V187H64V186H62V185H60L58 182H57V180L56 181H54V179H52L51 180V178L53 177L52 175L51 176H49L50 174H51V172L50 173H48L47 175L49 176V177H47V178H43V176L44 177H46V173L43 175V176H41V175H38L37 176V174L39 173H41V174H43V172H41V171H43ZM99 170H101V172H102V174H101V172L99 171V174L97 173ZM107 172V174L105 173V171ZM108 170V171H107ZM115 170V171H114ZM132 170L134 171V173L132 172ZM138 170V171H137ZM179 171V172H177V171ZM189 170H192V171H189ZM33 171H35V173L33 172ZM38 171H40V172H38ZM87 171H89V172H87ZM97 171V172H96ZM191 172V173H188V172ZM2 172H5V173H2ZM16 172H18V173H16ZM73 173V174H70L71 176V178H70V180H72L71 182L70 181H68L69 179V177H68V175L69 174H66V173ZM76 172V173H75ZM92 172H96L95 174H96V176L95 175H92V174H94V173H92ZM103 172H104V174H103ZM108 172H111V173H109V177H108ZM116 172H118V173H116ZM131 172H132V174H131ZM15 173H16V175H15ZM31 173H33V174H31ZM136 173V174H135ZM152 173V174H151ZM199 173V172H198ZM197 172L196 173H194V175L195 174H198ZM5 174H7L6 175V177L4 178V177H1V176H4ZM18 174V175H17ZM36 174V178H32V177H35V176H32V175H35ZM191 174V175H190ZM83 175V176H82ZM92 175V176H91ZM98 175H99V177L100 176H103V178H105V177H107L106 179H108V180H106V181H102L101 180V182L103 183L102 184V186L100 185V186H98V182L100 181V179H103L102 177L101 178H99L98 177ZM104 175H106V176H104ZM110 175H111V177H110ZM181 175H179V176H181ZM16 176V177H15ZM20 176V177H19ZM30 176H32L31 177V179H30ZM60 177V178H58V177ZM89 176V177H88ZM15 177V178H14ZM23 177V178H22ZM39 177V178H38ZM76 177V178H75ZM88 177V178H87ZM92 178V180H90L91 178ZM255 178L256 176H252V178ZM25 178V179H24ZM49 178V179H48ZM73 178H75V179H73ZM96 178L98 179V182L96 181ZM109 178L110 179H114V180H111V184L112 183H114V182H116L115 184H117V183H119L120 185V187H121V185L123 186V188L121 187V189L120 190H124L125 191V189H126V191L127 192H129L127 195H129L130 194V196L128 197V196H126L125 195V193H127L126 191H125V193L123 194V192L122 191H120V193H122V194H120V193H117L116 191H114V193H117V195L116 194H114L113 196H112V194H113V192H111V191H113L114 189L116 190H119L118 188H116V186H115V188H113L112 187V185L110 186V185H107L108 183H110L109 181ZM13 179H15L14 181H13ZM17 179V180H16ZM27 179V180H26ZM33 179V180H32ZM44 179L45 180H47L48 179V182L47 183H45V181H44ZM85 179H89V180H85ZM191 179V178H190ZM10 180H12V182L10 181ZM43 180V181H42ZM75 180H76V182H75ZM77 180H79V181H77ZM80 180H81V183H80ZM95 180V181H94ZM105 180V179H104ZM8 181L9 182H11V183H9L8 184ZM17 181V182H16ZM62 181H64L63 183H61ZM68 181V182H67ZM74 181V183H72ZM107 181H108V183H107ZM114 181V182H113ZM7 182V183H6ZM14 182H16L15 184H17L16 185V187H14L15 186V184H14V186H13V183ZM21 182V183H20ZM66 182V183H65ZM88 182V183H87ZM90 182V183H89ZM92 182V183H91ZM95 182V183H94ZM100 182V183H101ZM5 183V184H4ZM27 183V184H26ZM67 183H69L68 185H67ZM74 185V187H73V185ZM80 183V184H79ZM87 183V184H86ZM105 183H106V185H105ZM168 184H170L169 182H167ZM197 183H199V182H195V184H197ZM71 184V185H70ZM76 184V185H75ZM77 184H79V185H81V186H78L77 187ZM84 184V185H83ZM191 184L193 185V186H195V184H194V181L193 182H191ZM235 185L236 184H238L237 186H240L239 188L238 187H236L235 186V190L238 188V190H240V188H241V185H239V183H234ZM11 185V186H10ZM24 185V186H23ZM26 185H28V188H26ZM83 185V186H82ZM88 187V188H86L85 189V187L86 186ZM105 185V186H104ZM139 187V188H137V186ZM162 185H163V183H162ZM9 186H10V188H9ZM69 186H71L73 189H70L71 187H69ZM76 186V187H75ZM106 187V188H102V187ZM126 186H128V188H129V191H128V188H125ZM193 186H191L190 185V187H191V190H192V188H193ZM199 184H197V186H195L196 187V190H195V188H194V190H195V192H192L191 191V193H196V192H198V194H199V196H198V194L196 193V195H194L193 197H194V199L196 198V196H198V199L200 200V203H201V206H202V194H200V191L201 192H203L204 190H206V189H211V188H213L214 186L211 184V185H209V187H208V185L207 186H202L203 188H205L204 190H203V188L200 186V191L199 190H197L198 188H199ZM231 186H234V185H232V183L231 184H227V186H226V188L227 187H231ZM3 187L5 188V190L3 189ZM12 187V188H11ZM61 187H62V189H61ZM64 187V188H63ZM69 187V188H68ZM79 187L81 188V191H83V193H82V195H84V193H86V192H84V190L86 191V190H88L87 192H89V193H92V195L90 196L89 195V193H88V197L86 198V199H83V202L81 203V204H75V202L77 201V199H76V197L77 196H75L74 197V199L71 197V198H69V193H72L73 192V190H76V189H79ZM100 189H99V188ZM108 187H110L111 189H113V190H111V189H109ZM131 187H132V189H131ZM244 186H242V188H243ZM76 188V189H75ZM84 188V189H83ZM107 188H108V190H107ZM134 188V189H133ZM161 188H162V186H161ZM201 188H202V190H201ZM64 189H67L68 191L66 192V190L64 191ZM96 189V190H97ZM103 189H105L106 191H104L105 193H104V195H103V191L102 190ZM140 189V190H141ZM131 190L133 191L132 192V195H131ZM154 190V191H153ZM235 191L236 192V196H235V198H233L232 199V197H231V199L233 200V201H235V204H234V202H233V206L234 207H236L235 205H237L239 202V204L238 205H242L241 203L242 202H244L245 201V198H244V200H243V198L241 199L240 197H238V195H237V193H241V191ZM263 190V189H262ZM24 191V192H23ZM71 191V192H70ZM101 191V192H100ZM107 191L110 193V195H111V197H112V199H114V197H115V199H114V202L113 203H111L112 201V199L110 200V199H108V196H109V194L107 193ZM260 191V188L257 190V197H255L256 199H254V198H246V200H250V199H252V200H254V203L252 202V201H250V203H253V205L252 204H249V202H248V204L249 205H247L246 204V206L245 205H242L243 206V210L246 208V210H244L243 212H245L246 214L248 213V215H246V214H242L241 212H239V211H235L234 209H231V210H234V212H239L240 213V215H239V213H238V216H239V219H238V217H235V215H237V214H233L234 215V217L233 216H231L232 218H236L237 220H239V221H237L236 223L237 224H235L236 226V229H238V228H240L239 226H241V228H240V231H242V229L244 230V232H245V230H246V232H247V234L249 233V231H248V229L249 230H251L250 229V223H252V224H254L253 222H255L256 223V221H257V219H259L260 220V218H261V220H260V222H262V223H264V215L262 214V213H264V206H263V204H264V198L262 199L261 197H263L261 194H259L258 192ZM22 192H23V195H22ZM66 192V193H65ZM69 192V193H68ZM134 192H136V193H134ZM137 192L140 194V197H139V195L137 194ZM149 192H151V191H149ZM221 193H223V191H220ZM219 191L217 192L218 193V195L220 196V193ZM262 192V191H261ZM260 192V193H261ZM96 193L97 194H99L98 193V191H96L95 192V197L94 196H92L93 198H95V201H96V197H97V195H96ZM107 193V194H106ZM134 193V194H133ZM264 193V192H263ZM21 194V195H20ZM27 194V195H26ZM136 194L138 195V197L136 196ZM204 194V193H203ZM25 195V196H24ZM31 195V196H30ZM36 195V196H35ZM104 196V198H102L103 196ZM116 195V196H115ZM147 195V196H148ZM21 196H22V198L23 199H26V200H21L22 198H21ZM24 196V197H23ZM60 196H62V197H60ZM87 195L85 194V196H83V198H85ZM107 196V198H106V200H109L108 202L105 200V202H107L108 203V205H106L105 206V202H101L103 199H105V197ZM122 196V197H121ZM137 197V199L135 198V197ZM191 196V195H190ZM207 196H208V199H213V197H212V195H211V193H210V195L209 194H207ZM259 196H261L260 198L261 199H259L258 197ZM28 197V198H27ZM37 197H38V199H37ZM91 197V199H93ZM110 196H109V198H111ZM123 197H125V201H124V199H123ZM144 197V198H143ZM189 197V196H188ZM192 197V196H191ZM236 197L238 198V199H236ZM32 198V199H31ZM71 199V200H69V199ZM98 197H97V200L99 199ZM101 198H102V200H101ZM123 199V201H122V199ZM140 200H139V199ZM242 200V201H240V199ZM40 199H41V201H40ZM73 199V200H72ZM90 199V201H92ZM130 200V201H132L131 203H129V201H127V200ZM131 199H134L135 200V202H134V200H131ZM173 199V198H172ZM191 199V198H190ZM197 199V198H196ZM198 199H197V203H195L194 202V204L195 205H190V209L188 208V207H184V209H181V211L183 212H181L180 211V214L181 215H184V213H186L185 211H187V212H190V211H192V209L194 210V212H196L197 214L198 213H200V210L201 209H203V208H201V206H200V204H199V201H198ZM227 199V198H226ZM236 199V200H235ZM31 200V201H30ZM35 200V201H34ZM121 200V202H119ZM223 200V199H222ZM225 200V199H224ZM259 200L262 202H259ZM28 201V202H27ZM64 201V200H63ZM74 202V204H73V202L72 203H69V202ZM99 201V200H98ZM97 201V202H98ZM104 201V200H103ZM137 201V202H136ZM189 201V200H188ZM187 201V202H188ZM192 201V203H193V200H190L189 202H191ZM258 203H257V202ZM4 202V203H3ZM97 202H96V204H97ZM175 202V201H174ZM224 202V201H223ZM232 201H228V202H226L227 204L225 205V203H224V205L226 206V208L229 206H231L230 208H232V203H231ZM27 203H28V206H30V207H28L27 206ZM38 203V204H39ZM70 204V205H68V204ZM111 203V205H110V207H109V204ZM133 203V204H132ZM135 203H136V205H135ZM179 203V202H178ZM191 203V204H192ZM228 203H231V205H229ZM244 203H247L246 201L244 202ZM30 204H32V205H30ZM66 206H65V205ZM93 204H95L94 203V201H93ZM95 204V205H96ZM127 204V205H128ZM175 204H177V201L175 202ZM186 204V203H185ZM190 204V203H189ZM258 204V205H257ZM1 205V206H2ZM54 205V206H53ZM80 205H83V206H80ZM188 204H186L185 206H187ZM256 205H257V208H255L256 207ZM260 205H261V207H260ZM63 206H65V208L63 207ZM68 206V207H67ZM115 206V207H114ZM192 206V207H191ZM224 206V207H225ZM253 206H254V209H253ZM259 206V207H258ZM263 206V207H262ZM25 207V208H24ZM245 207V208H244ZM87 208H88V206H87ZM192 208V209H191ZM199 208V209H198ZM224 209V210H226V213H228V210H230L229 208H227V209ZM259 208V209H258ZM261 208H263L262 210H261ZM188 209V210H187ZM197 209H198V211L199 212H197ZM258 209V211H255V210H257ZM28 210L26 209L25 210V212L26 213H30V211L28 212ZM66 210H64L63 212L65 213V211ZM261 210V211H260ZM111 210L109 211L110 213L112 212ZM204 211V210H203ZM253 211H255V212H253ZM36 213H37V211H35ZM194 212L192 211L191 213H189V215H191L192 213H193V217L195 216V214H194ZM35 213V214H36ZM109 213V214H110ZM256 213H258V214H256ZM34 213L33 214H31L30 216L32 217V219L34 218H37V219H39L38 217L39 216H37V215H39V213H37L36 215H35ZM53 214V213H52ZM231 213H229V216L230 215H232ZM241 214L243 215V217L244 218H240V216H241ZM254 215V216H260V217H258L257 216V218L256 217H254V216H252L251 218H255L256 220H253V222H251V220L249 221V219H250V216L249 215ZM43 215H45L44 217L46 218H44V217H42ZM46 215H47V217H46ZM49 215H50V213H47V211L44 213V214H42L40 217H42V218H40V219H42V221L44 220L45 222H46V220L47 221H49L48 220V217H49ZM186 215H187V217L189 216L187 213H186ZM203 215H204V212H203ZM244 215H246V216H244ZM263 215V216H262ZM37 216V217H36ZM51 216V215H50ZM200 216H202V214L200 213L199 215H198V217H200ZM184 217H185V215H184ZM187 217H185V218H187ZM245 217H248L247 219L245 218ZM33 219V220H34ZM49 219H50V217H49ZM53 218H51L50 219V222H48L49 224L53 221L54 222V220H52ZM244 219H246V220H244ZM31 220V219H30ZM52 220V221H51ZM244 221V223H243V221ZM248 220V223L246 222ZM258 220V221H259ZM15 221H17L18 222V220H15ZM21 221V220H20ZM19 221V222H20ZM40 223H42V221H40V220H38ZM43 221V224L42 225H46L47 224V222L45 223ZM231 221H232V224H231V226L233 227V225H234V222H235V220L233 219H231ZM240 221H242L241 223H243V224H239L240 223ZM55 222H57V221H55ZM239 222V223H238ZM250 222V223H249ZM20 223H22V222H20ZM58 223V222H57ZM56 223V225L54 224V223H51V226L49 225V224H47L45 227H48L49 226V230L47 229V231H58V229H62L63 227H60V225H59V228H54L55 226H57L58 224ZM245 223L247 224V226H245ZM53 224V225H52ZM99 224V223H98ZM239 224V226H237ZM19 225V224H18ZM244 225V226H243ZM242 226H243V228H242ZM136 227H138V226H136ZM134 228L133 230H132V234H131V236L128 238V239H125V240H123V241H126L127 242V244H129V248H127V247H125V252H126V255L129 257V261H132V260H134V261H137L136 259L138 258L139 259V261L142 259V261H143V259H144V257H145V255L144 256H142L141 255V253H140V250H139V248L140 247H138V246H140L141 244H143V243H141L140 242V239H138L139 238V236L137 237V239L134 241V243H133V241H132V239H130V238H132L134 235L133 234H135V232L136 233H138V235L140 234L139 233V231H140V229L139 228ZM235 227H233V228H231L232 230L235 228ZM253 226L251 225V228H252ZM55 229V230H54ZM69 230V232L66 234L65 232H63V233H65L64 235H65V237H66V245H64V247H65V249H66V247H67V249H68V246L69 247H74L71 243H72V237H74L73 238V241L75 242L74 243V245H75V248H73V250L75 249V252H77L78 251V249H79V247H81L80 249H79V253L80 252H82L80 255H83V251H85V252H87V250H88V246L90 245V244H86L85 243V241H80V239H82L81 237H80V239H79V237H77V236H75L74 235V233L72 234V229L73 228H68ZM139 229V230H138ZM64 230V229H63ZM55 231V232H56ZM135 231V232H134ZM138 231V232H137ZM142 232V231H141ZM245 232V233H246ZM37 233H39L40 235H41V233L40 232H38L37 231ZM70 235V238H68V236L67 235ZM85 234V233H84ZM83 234V235H84ZM183 234V233H182ZM181 233H180V235H181V237H185V235L183 236ZM251 234V233H250ZM82 235V236H83ZM86 235V234H85ZM84 235V237L86 238L87 237V240H88V236L86 235L85 236ZM248 239V238H247ZM71 240V241H70ZM122 240V239H121ZM90 241V240H89ZM88 241V242H89ZM137 241H139V242H137ZM249 241V240H248ZM69 242V243H68ZM87 242V243H88ZM136 242V243H135ZM139 243H141V244H139ZM53 244V243H52ZM67 244H69L68 246H67ZM135 244V245H134ZM51 245V244H50ZM55 245V246H54ZM54 245H52V246H54V247H56V246H58V245H56V244H54ZM86 245H88V246H86ZM131 245V246H130ZM134 245V246H133ZM77 246H79V247H77ZM127 246V245H126ZM86 249H85V248ZM131 247L133 248V249H131ZM70 249H72V248H69L68 250H66V254H67V256L66 257H68V258H63L64 259V262H65V264H82L83 263V261H82V263H80L81 261L79 260L78 261V258L79 257H81L80 259L82 260V258L85 256L86 257V254L84 253V256H78L79 254L78 253H74L73 252V250H71L70 251ZM85 249V250H84ZM111 249V248H110ZM110 249L107 251H104L105 253L107 252H109L110 253ZM127 249V250H126ZM128 249H129V252H127L128 251ZM138 249V250H137ZM112 251V250H111ZM71 252H73L74 253V258H72V256H69V255H73V253L71 254ZM88 252H89V250H88ZM142 252V251H141ZM69 253V254H68ZM92 253V252H91ZM91 253H87L88 254V259H90L92 256L93 257H95L94 256V254L92 255V256H89ZM128 253H130V254H128ZM133 255H132V254ZM135 255V256H134ZM111 257H110V260H107L108 262L109 261H111L112 262V260H113V258H115L116 256L114 255L113 256V254L112 255H110ZM137 256V257H136ZM78 257V258H77ZM132 259H131V258ZM140 257V258H139ZM87 258H84V260H86L85 262H87ZM134 258H136V259H134ZM66 259H67V261L69 262V263H67V261H66ZM75 259H77L76 261H74ZM109 259V258H108ZM112 259V260H111ZM71 260V261H70ZM115 260V259H114ZM110 262V263H111ZM83 264H85V263H83Z\"/></svg>",
	"mask_w": 264,
	"mask_h": 264
},
{
	"label": "snow or ice",
	"instance_id": "obj_3",
	"mask_svg": "<svg viewBox=\"0 0 264 264\" xmlns=\"http://www.w3.org/2000/svg\"><path fill=\"white\" fill-rule=\"evenodd\" d=\"M9 220H11V217H9ZM9 231H11V228H9ZM42 264H55V261L47 260V261H43Z\"/></svg>",
	"mask_w": 264,
	"mask_h": 264
}]
</instances>
